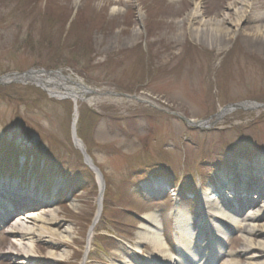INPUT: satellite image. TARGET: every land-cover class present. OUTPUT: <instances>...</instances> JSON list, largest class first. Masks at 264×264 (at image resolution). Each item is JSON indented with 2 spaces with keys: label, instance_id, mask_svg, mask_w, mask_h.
I'll use <instances>...</instances> for the list:
<instances>
[{
  "label": "rangeland",
  "instance_id": "374dc122",
  "mask_svg": "<svg viewBox=\"0 0 264 264\" xmlns=\"http://www.w3.org/2000/svg\"><path fill=\"white\" fill-rule=\"evenodd\" d=\"M195 2L200 16L191 21ZM263 25L264 0H0V74L68 67L99 92L73 104L35 83H0V179L35 184L51 205L36 196L24 197L28 203L37 211L53 208L71 227V238L56 248L66 252L56 264L115 262L113 250L133 247L141 216L154 209L174 251L178 231L170 211L195 214L198 179L206 189L213 167L229 170L235 159L264 157L263 109L236 108L216 119L230 103H264V46L253 45ZM76 105L75 132L104 186L88 252L99 185L72 140ZM180 116L209 120L207 131L188 129ZM164 171L175 184L179 179L181 191L173 198L148 195L143 185ZM6 229L0 228V252L14 250ZM237 236L230 251L240 246ZM32 243L42 259L46 243ZM139 248L132 258L144 264L151 247Z\"/></svg>",
  "mask_w": 264,
  "mask_h": 264
},
{
  "label": "bare ground",
  "instance_id": "6f19581e",
  "mask_svg": "<svg viewBox=\"0 0 264 264\" xmlns=\"http://www.w3.org/2000/svg\"><path fill=\"white\" fill-rule=\"evenodd\" d=\"M189 11L191 21L200 16V10L196 2L194 8ZM235 12L239 14L238 10ZM255 16L256 18L261 17L260 14ZM255 31L258 34L254 37L253 45H256L260 49L264 46L262 42L264 25L262 28H256ZM38 76L41 77V75ZM35 78L34 75H28L23 80L36 81ZM45 81L42 86L48 91H51V85L54 80L45 79ZM240 106L247 108L258 107L256 103H243ZM230 110L231 107L222 109L217 114V118H221L224 114L230 112ZM77 118L76 105L73 112V127L77 123ZM74 138L75 145L78 148H83L80 139L76 135ZM85 158L87 160L86 163L92 166L89 159L86 156ZM93 170L95 171L94 168ZM249 170L250 173L246 167L244 170H240L242 182L238 186L233 185L230 188L231 191L224 188V183L229 186L231 182L229 180H222L223 183L220 180L216 186L217 188L211 186L212 188L209 187L205 192L201 193L199 208L195 212V215L184 214L179 208L172 209L173 215L175 216V225L180 234L177 238L178 253H173L168 248L163 235L160 233L161 219L159 211L151 210L142 215L143 219L136 232L133 247L130 248L128 245V251L122 247L114 249L112 254L115 256V262L111 264H143L140 260H134L132 258L133 251H139L142 243H147L151 247V251L147 252L145 256L146 264H216L219 257L222 260L218 264H264V222H260L259 220L264 215V203L257 205L253 200H247L246 196L240 190L241 185H247V188L253 183L261 185L264 183V179L262 180V176L258 174L256 165L251 166ZM97 180L99 185L97 211L88 232L85 247L86 252L90 248L94 229L101 215L103 182L99 174ZM13 184L8 180H0V214L5 212V209L7 211L12 209V205L6 202L7 199H16L18 204H21V207L24 208L27 205L21 203H26L28 201L26 198H23V201L20 202L18 197L14 196H18L19 192L13 190L15 185ZM152 193L153 191L150 190V194ZM19 194L26 195V193ZM19 198L22 199V197ZM228 205L234 206L231 207L233 209H228L227 207L230 208ZM250 205L255 208L241 213L240 207L246 208ZM73 206L75 207V204ZM2 218L5 219V217ZM4 226L7 227L6 232L14 239L8 245L10 249L14 250L0 252V256L6 257L7 262L5 263L7 264H56L59 260H62L66 253L65 251L57 253L56 248L61 246L64 241H68L72 233L70 226H64L63 223L58 221L57 211L53 210V208L39 211L34 210V207L29 208V211L27 210L24 213L23 218L22 215L19 218H13L7 221ZM234 228L240 231V246L236 251L225 252L224 249H221L220 243L226 242V238L230 234L229 232ZM210 237L213 240H210ZM38 239L43 240L47 245L46 255L42 259H40L42 256L34 254L35 251L32 242ZM205 241L210 242L211 246H204ZM235 255H242L244 260H239ZM18 256L22 260L17 259ZM81 264H85V262L83 261Z\"/></svg>",
  "mask_w": 264,
  "mask_h": 264
}]
</instances>
